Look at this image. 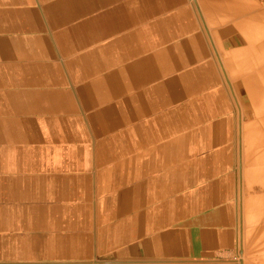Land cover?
<instances>
[{
	"label": "crops",
	"instance_id": "0c3cea01",
	"mask_svg": "<svg viewBox=\"0 0 264 264\" xmlns=\"http://www.w3.org/2000/svg\"><path fill=\"white\" fill-rule=\"evenodd\" d=\"M202 20L0 0V264H241L244 116Z\"/></svg>",
	"mask_w": 264,
	"mask_h": 264
},
{
	"label": "bare ground",
	"instance_id": "6f19581e",
	"mask_svg": "<svg viewBox=\"0 0 264 264\" xmlns=\"http://www.w3.org/2000/svg\"><path fill=\"white\" fill-rule=\"evenodd\" d=\"M240 13L239 20L233 23L238 35L228 44V54L238 67L240 81L235 89L245 116L242 172L246 186L255 193L245 202V216L252 220L247 226H252L255 238L245 258L246 263L264 264V0L245 2Z\"/></svg>",
	"mask_w": 264,
	"mask_h": 264
},
{
	"label": "rangeland",
	"instance_id": "374dc122",
	"mask_svg": "<svg viewBox=\"0 0 264 264\" xmlns=\"http://www.w3.org/2000/svg\"><path fill=\"white\" fill-rule=\"evenodd\" d=\"M247 1H250V0H196V3L198 5L197 6L198 13H199L200 17L203 19L202 21H203L205 27H207L206 29L208 30L209 26L212 28V30L209 29L208 32L211 33L215 37H218V35L221 36L223 39H225L224 41L228 40L226 43L228 45L234 40V37L236 35H238L239 30L233 23L236 22L237 19L239 20V17L241 15L240 7L242 4H245V2H247ZM220 27H221V29H220ZM229 36H230V38H229ZM227 55H229V56H227V58H226V67H227L228 71L230 70L229 71L230 77L234 78V81H233L234 84L232 87H234V89H235L236 85L239 86L238 81H240V76L238 74V67H237V64H235L233 62L231 54H227ZM235 79H236V81H235ZM234 89L233 88L231 89V86H230V90H231V92H233V96L236 99V102L238 101L237 107H239V109H240L237 91H235L236 89L235 90ZM241 112H242V110H241ZM243 119L245 120V116L243 117ZM244 120H243V122H244ZM243 152H244V146H243ZM243 162H244V160H243ZM243 165H242V171H243ZM255 189H257V188H255ZM251 221H252L251 219L246 218V216H245V235L243 234L241 241H240V244H239V249H238V261L241 264H250V262H251V261H248L246 263L247 260L245 258L248 256V254H250L251 240L254 238L252 236L253 235L252 234L253 231L251 229L252 226H247L248 224L252 223ZM246 235L249 238L246 237ZM250 235L252 238L250 237ZM247 238H248V240H247ZM254 240H255V238H254Z\"/></svg>",
	"mask_w": 264,
	"mask_h": 264
}]
</instances>
